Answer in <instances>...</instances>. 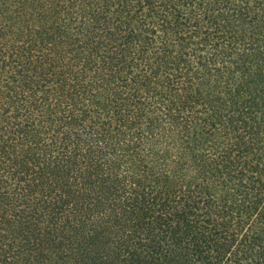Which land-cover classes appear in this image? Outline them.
Instances as JSON below:
<instances>
[{
    "label": "trees",
    "instance_id": "1",
    "mask_svg": "<svg viewBox=\"0 0 264 264\" xmlns=\"http://www.w3.org/2000/svg\"><path fill=\"white\" fill-rule=\"evenodd\" d=\"M0 264H264V0H0Z\"/></svg>",
    "mask_w": 264,
    "mask_h": 264
}]
</instances>
